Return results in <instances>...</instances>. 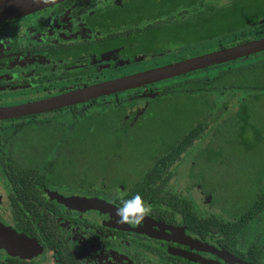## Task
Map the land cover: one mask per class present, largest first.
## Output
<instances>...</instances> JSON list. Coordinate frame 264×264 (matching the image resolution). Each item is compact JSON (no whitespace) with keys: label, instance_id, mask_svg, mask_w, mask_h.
I'll use <instances>...</instances> for the list:
<instances>
[{"label":"trees","instance_id":"trees-1","mask_svg":"<svg viewBox=\"0 0 264 264\" xmlns=\"http://www.w3.org/2000/svg\"><path fill=\"white\" fill-rule=\"evenodd\" d=\"M73 1L86 2L76 6V15L100 33L86 49H103L97 41L111 50L120 44L127 56L159 55L219 39L264 16V0H237L256 2L260 12L253 15H237L231 4L196 6L203 0H143L124 9L108 7L104 20H99L98 14L88 15L89 0ZM7 23H0L1 36ZM83 43L71 44L75 55ZM226 88L246 92L239 107L223 116L229 100L219 106L215 90ZM161 92L141 108L133 99L73 121L37 113L6 139L0 137V169L15 194L13 209L49 210L45 193L53 185L122 186L124 199L138 193L156 210H178L187 223L220 232L222 240L249 242L256 249L255 242L264 234V60L205 78L183 77ZM201 138L205 140L192 155L186 190L196 187L209 197L210 206L217 209L211 212L201 210L172 183L176 166Z\"/></svg>","mask_w":264,"mask_h":264},{"label":"flooded vegetation","instance_id":"flooded-vegetation-1","mask_svg":"<svg viewBox=\"0 0 264 264\" xmlns=\"http://www.w3.org/2000/svg\"><path fill=\"white\" fill-rule=\"evenodd\" d=\"M88 2L90 6L88 15L98 14L99 20H104L108 7L120 6L124 9L127 4L134 2L140 5L143 0H89ZM206 2L216 7L231 4V9L237 15H253L260 12L259 8H255L256 2L251 1L228 0L226 3L216 4L203 0L202 4L199 2L196 6L204 8ZM77 5L83 6L86 2L63 0L4 21L9 23L4 27V35H0V97L3 94L22 91L26 98L9 102L0 100V106L54 97L118 78L128 74L123 71L122 74L118 72L117 75H112L111 72L124 68L120 66L121 62L131 65L138 57H156L163 53L159 55L137 53L127 56L123 45L118 44L111 50L105 48L106 44L102 41H97L96 46H102L103 49H95V47L86 49L87 45H91L89 41L92 39L94 41L96 35L100 33L99 30H93V27L88 25L85 17L76 15L79 10L76 8ZM120 24H125V18ZM263 24L264 16L260 17L255 25H249L250 27L220 37ZM244 39L252 40L251 38L240 40ZM75 42H84L78 55H75V51L73 52L71 48V44ZM233 67L236 66L229 68ZM132 71L128 72L132 74ZM151 84L153 83L38 114L46 115L49 112L75 109L69 114H49L50 117L57 116L58 119L73 121L92 110L117 107L121 103H128L132 98L108 106L98 105L99 99L109 97L117 99L125 91H134ZM223 91L227 92L223 102L229 100V103L222 115L227 116L239 107L246 90L217 89L215 90L217 98L218 93ZM229 94L234 95L229 96ZM237 95L240 97L235 100ZM148 98L142 101L136 98L139 101L138 107L141 108V103ZM84 104L88 106L95 104V106L85 112L82 108ZM31 115L34 114L0 119V121L20 120V124ZM10 134L5 138L1 135L0 137L4 140ZM204 140L205 138H201L188 149L186 154H189V165L196 148L203 145L198 142ZM1 180L3 182L0 181V217H3L2 212L5 209L1 206L4 207V203H7L9 208L5 212L8 219L4 222L22 235L24 240H20L21 243L16 244L12 249L0 247V264H264V240L261 239L264 234L255 242L256 249H253L249 242L222 240L220 232L214 230L206 232V229L200 225L187 223L178 210H156L149 201L147 202L153 212L143 226L117 223L115 210L126 195V190L122 186L106 188L93 185L87 188H70L53 185L45 193V203L54 208V211L52 208L49 210L24 208L15 211L13 209L15 194L8 181L4 177ZM195 189L197 190L196 187L191 190ZM191 190L180 192L190 196L188 191ZM200 194L206 198L207 204L204 207L197 204L198 207L206 212L216 211L215 207L210 206L209 197L203 195L201 191Z\"/></svg>","mask_w":264,"mask_h":264},{"label":"water","instance_id":"water-1","mask_svg":"<svg viewBox=\"0 0 264 264\" xmlns=\"http://www.w3.org/2000/svg\"><path fill=\"white\" fill-rule=\"evenodd\" d=\"M63 0H0V23L48 7ZM264 51V37L232 46L222 47L205 54L188 57L169 64L127 74L101 83L79 88L61 95L27 103L0 106V119L18 117L53 110L79 103L102 95L124 91L157 81L177 77L192 71L225 63ZM93 202L92 200H88ZM24 240L23 236L9 227L0 225V246L12 249Z\"/></svg>","mask_w":264,"mask_h":264},{"label":"rangeland","instance_id":"rangeland-1","mask_svg":"<svg viewBox=\"0 0 264 264\" xmlns=\"http://www.w3.org/2000/svg\"><path fill=\"white\" fill-rule=\"evenodd\" d=\"M207 1L210 3L223 4V3H226L228 0H207ZM261 37H264V24L256 26V27L248 28L244 31L235 32V33L220 37L219 39L214 38V39L208 40L206 42H199L197 44L183 46V47H180L179 49H177L175 51H166V52H163L161 55L156 56V57H144V56L138 57L137 60L135 61V63H132L131 65H127V62H121L120 66H123L124 68L118 69L117 71H113L111 73H112V75H117L118 72L121 73V72L125 71V73L130 74L131 70H133L132 73L139 72V71H143V70H146L149 68H153V67L169 64V63H172L175 61L183 60V59L188 58V57H193V56L205 54L208 52H212V51H215V50L222 48V45H226V47L232 46V45L237 44L241 38L257 39V38H261ZM263 60H264V51L258 52V53H255V54H252V55H249V56L237 59V60H234L230 63H223V64H219V65L210 66V67H207L205 69L192 72L191 74H188V75L183 76V77L188 78V77L196 76V77H200V78H205L208 76H212L215 72L222 70V69H225V68L237 66L240 64L250 63V62L263 61ZM128 71H130V72H128ZM183 77H174V78H170V79H166L163 81L153 83L151 85L142 87V88L134 90V91H125L122 94H120L117 97V99H116V97L99 99L97 104L100 106H108V105H113L116 102H119L122 100H130L131 98L132 99L137 98L140 101H142L145 98L153 97V96H156L158 94H162L161 89L163 87L167 86L168 84H170L172 82L179 81ZM33 92H36V91H33ZM226 94H227V92H225V91L218 93L217 100H218L219 104H221L225 100V98L227 96ZM238 96L240 97V95L235 96V100L238 98ZM25 98H26V96H25V94H23L22 91H16V92H11L9 94H3L2 97H0V100H2L4 102H9L11 100L19 101V100L25 99ZM92 106H95V104H92L91 106L84 104V105H82V108H84V110L86 112V111L91 110ZM229 107H231V106H229ZM73 111H75V109L74 110L73 109H71V110L66 109V110H63L62 112H59V111L58 112H49L46 115L49 116L50 113L51 114L56 113L58 115L69 114ZM52 118H58V117L52 116ZM19 121L20 120L0 121V135L2 136V138H5L8 134H10L13 131V129L16 128V126L19 124ZM199 143H201V141L198 142V144ZM1 154H2V152L0 150V155ZM184 156H185L184 160L179 165L176 166V176L172 181V183L177 188V190H179L181 192H185L186 186L188 185L187 171H188V166H189V163H188L189 154H186ZM1 178L3 179V176H2V173L0 171V181L3 182L1 180ZM188 192H190L189 195L197 201L196 203L200 207H204L207 204L206 198H204L200 194V191L198 189L197 190L196 189L191 190ZM4 204H5L4 207L1 206V208H5V209H4V212H2L3 217H0V225L11 228L10 226H8V224L5 223L6 222L5 219H8V216H7V213L5 212V210L8 211L9 207H8V205H6L7 203H4ZM261 239L264 240V236ZM0 247H2V246H0Z\"/></svg>","mask_w":264,"mask_h":264},{"label":"clouds","instance_id":"clouds-1","mask_svg":"<svg viewBox=\"0 0 264 264\" xmlns=\"http://www.w3.org/2000/svg\"><path fill=\"white\" fill-rule=\"evenodd\" d=\"M46 2V0H41ZM153 209L140 194H135L131 198L122 199L120 206L115 210L117 223L127 225L143 226L152 216Z\"/></svg>","mask_w":264,"mask_h":264}]
</instances>
